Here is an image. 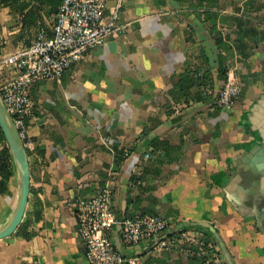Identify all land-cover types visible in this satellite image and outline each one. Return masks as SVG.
Segmentation results:
<instances>
[{
	"label": "crops",
	"instance_id": "0c3cea01",
	"mask_svg": "<svg viewBox=\"0 0 264 264\" xmlns=\"http://www.w3.org/2000/svg\"><path fill=\"white\" fill-rule=\"evenodd\" d=\"M115 4L108 0L107 14ZM206 11L224 18L217 24L223 48ZM55 16L43 13L40 24L50 27ZM0 21L7 39L0 54L15 51L21 16L0 5ZM117 26L60 81L32 87L31 192L21 230L0 239V264H89L74 204L113 173L119 217H170V234L204 231L217 264H264V0H218L215 7L200 0H124ZM219 58L243 86L231 110L210 94L171 93L187 69L194 79L209 76L219 90ZM154 141L162 143L154 149ZM125 149L129 155L118 163L117 152ZM7 185L0 229L20 199L16 166ZM155 243L122 244V251L139 264H198L178 247L158 251Z\"/></svg>",
	"mask_w": 264,
	"mask_h": 264
},
{
	"label": "built area",
	"instance_id": "2783aa9c",
	"mask_svg": "<svg viewBox=\"0 0 264 264\" xmlns=\"http://www.w3.org/2000/svg\"><path fill=\"white\" fill-rule=\"evenodd\" d=\"M115 1V7L107 14L108 0H62L52 25L40 24L35 42L0 54V96L26 149L32 144L28 125L32 87L40 81H60L86 51L102 44L118 29L124 0ZM5 44L7 39L0 36V46ZM242 90L240 76L231 71L219 90L209 89L205 94L213 95L219 107L231 110ZM124 153L128 157L129 150ZM115 177V173L111 174L104 187L74 204L77 232L89 264H139L138 257L127 256L117 248L114 231L120 232L124 245L156 239L155 250L178 247L188 255L186 248L197 245L209 255V263L220 261L215 247L204 250V231L187 228L170 234L172 218L160 214L136 212L119 217L115 210Z\"/></svg>",
	"mask_w": 264,
	"mask_h": 264
},
{
	"label": "trees",
	"instance_id": "16d2710c",
	"mask_svg": "<svg viewBox=\"0 0 264 264\" xmlns=\"http://www.w3.org/2000/svg\"><path fill=\"white\" fill-rule=\"evenodd\" d=\"M62 0H0V5L3 7H9L10 13L13 15L21 16L22 27L20 31L12 38V43L15 47L20 48L27 46L35 42L38 34L40 23H43V13L46 15L56 14ZM205 3L207 6L215 7L218 5V0H200V3ZM206 20L211 23V33L217 47L223 48L225 46V39L222 32L218 29L219 20L224 21V18L218 16L216 12L206 11ZM2 29L0 21V31ZM219 77L225 82L228 78V68L224 66L223 60L219 58ZM191 69H187L182 75L175 88L171 91L172 94L178 97L188 98L193 96L197 99H202V94L206 93L209 89H212L210 84L211 79L209 76L204 75L194 79L190 73ZM196 87V90L193 88ZM215 98V97H214ZM30 136V135H29ZM161 141H154L152 146L154 149L159 147ZM155 152V150H154ZM124 154V155H123ZM126 158L124 151L117 152V162L121 163ZM148 158H153L149 155ZM14 160L7 143L6 137L0 127V194L8 191V181L13 175ZM158 173L159 170H156ZM132 180H136V176L132 175ZM21 229L19 228V231ZM33 234L25 233L26 238L32 237ZM211 244V246H208ZM214 244L205 235L204 250L210 251L214 249ZM189 250V257L196 261L198 264H212L209 263V255L203 253L199 246L190 245L186 248Z\"/></svg>",
	"mask_w": 264,
	"mask_h": 264
},
{
	"label": "water",
	"instance_id": "95a60500",
	"mask_svg": "<svg viewBox=\"0 0 264 264\" xmlns=\"http://www.w3.org/2000/svg\"><path fill=\"white\" fill-rule=\"evenodd\" d=\"M0 127L3 130V133L6 137L7 143L10 147L14 165L18 171L20 178V199L18 205L15 209L12 219L9 223L0 229V239L11 236L16 232V230L21 225L23 217L26 212L30 192H31V171H30V161H29V152L24 146V143L18 133L17 128L15 127L10 114L8 113L2 98L0 96ZM189 227L190 224L184 225ZM120 229V226L117 227V230ZM178 229H176L177 231ZM115 245L117 248L122 251V242L121 240L114 239ZM127 264V262L125 263Z\"/></svg>",
	"mask_w": 264,
	"mask_h": 264
}]
</instances>
